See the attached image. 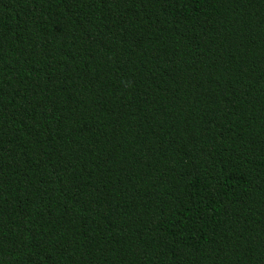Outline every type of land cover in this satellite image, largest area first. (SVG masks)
I'll list each match as a JSON object with an SVG mask.
<instances>
[{
    "label": "trees",
    "instance_id": "trees-1",
    "mask_svg": "<svg viewBox=\"0 0 264 264\" xmlns=\"http://www.w3.org/2000/svg\"><path fill=\"white\" fill-rule=\"evenodd\" d=\"M0 264H264V0H0Z\"/></svg>",
    "mask_w": 264,
    "mask_h": 264
}]
</instances>
